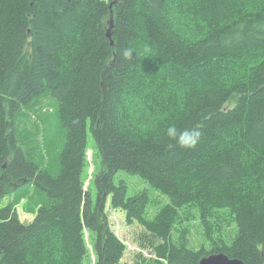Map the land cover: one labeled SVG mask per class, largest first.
<instances>
[{"label":"trees","instance_id":"obj_1","mask_svg":"<svg viewBox=\"0 0 264 264\" xmlns=\"http://www.w3.org/2000/svg\"><path fill=\"white\" fill-rule=\"evenodd\" d=\"M45 97L48 130L62 133L56 168L40 159ZM173 124L197 128V146L168 140ZM121 171L168 198L153 219V198L130 195ZM25 186L47 195L30 222L2 204ZM109 199L150 232L149 264L220 252L264 264V0H0V264H123ZM185 208L199 211L210 249L192 246Z\"/></svg>","mask_w":264,"mask_h":264},{"label":"rangeland","instance_id":"obj_2","mask_svg":"<svg viewBox=\"0 0 264 264\" xmlns=\"http://www.w3.org/2000/svg\"><path fill=\"white\" fill-rule=\"evenodd\" d=\"M257 8L258 5L255 6V10ZM167 17H169L173 21L174 28L176 27L177 29L182 31L183 34H186L185 36H189L188 34H190L189 30L192 28V24H190V20L187 16H184L181 12L173 10L172 13H169ZM50 102L51 100L48 97H45L43 99V102L38 107L40 117L45 116L43 119H45L46 122L44 123L42 121V123H40L39 125L40 128L38 129V134L40 132L41 133L38 136V140L39 144L41 145L40 150L44 155V157L40 159L46 160V164L51 162L53 168H56V152L54 151L56 147L60 145L59 138L62 136V133L60 132L61 129L57 126V122L56 130L54 131L57 133L54 137H52V132L48 130V123L52 121L53 116H55V113L53 111L54 106L51 105ZM231 105H233L232 102H230L229 106ZM42 107H44L43 110ZM167 117L171 118V116ZM141 119L142 121L154 120L157 119V117L144 116L141 117ZM99 167L100 160L97 157L96 144L90 133L88 150V170L85 178V186L86 189L89 188L92 192H94V175L99 169ZM120 179H125L129 183L130 195L142 191H148L151 197L153 198L152 205L146 211V219H153V217L159 211L161 206L168 202V198L165 195H161L159 191L153 189L149 185V183L146 182L143 177L139 175L121 171L117 174L116 181ZM16 193L18 194H12L10 196L5 197L2 201V204L5 205L10 201L13 202L15 207L18 209L22 221H32L35 217L39 205L43 202L47 195H44V193H41L34 187L27 188L26 186ZM107 213L109 221L112 224L116 234L121 239H123L127 245V251L123 260V264H149V262L158 259V257L154 254L150 232L147 230L145 225L143 226L140 222L129 224L127 221L126 212L121 209L114 208L111 204L110 199L107 205ZM180 215H182V218L184 219L183 224H187L191 230L189 236L191 239L192 246L195 248H199L202 245L205 246L206 249H210L212 247V244L206 238V232L203 227L204 225H202L201 223L199 211L195 208H185L180 210ZM186 217H189V219H186ZM226 231L230 234H234L235 227H228ZM174 233L176 235L177 232L175 231ZM87 236L88 239H90V235L88 234Z\"/></svg>","mask_w":264,"mask_h":264},{"label":"clouds","instance_id":"obj_3","mask_svg":"<svg viewBox=\"0 0 264 264\" xmlns=\"http://www.w3.org/2000/svg\"><path fill=\"white\" fill-rule=\"evenodd\" d=\"M133 50L131 48L123 51V58L130 60ZM201 132L197 128H179L175 124L167 127L164 136L176 143L180 148L185 150L193 149L197 146L201 138Z\"/></svg>","mask_w":264,"mask_h":264},{"label":"water","instance_id":"obj_4","mask_svg":"<svg viewBox=\"0 0 264 264\" xmlns=\"http://www.w3.org/2000/svg\"><path fill=\"white\" fill-rule=\"evenodd\" d=\"M109 37H111L110 32H109ZM199 264H246V263L241 259L231 258L227 254L220 252V253H213L203 257L200 260Z\"/></svg>","mask_w":264,"mask_h":264}]
</instances>
